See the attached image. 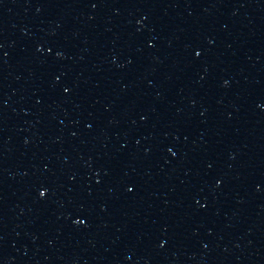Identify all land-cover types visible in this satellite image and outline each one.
Returning a JSON list of instances; mask_svg holds the SVG:
<instances>
[{
    "label": "water",
    "instance_id": "1",
    "mask_svg": "<svg viewBox=\"0 0 264 264\" xmlns=\"http://www.w3.org/2000/svg\"><path fill=\"white\" fill-rule=\"evenodd\" d=\"M130 264H264V0H87Z\"/></svg>",
    "mask_w": 264,
    "mask_h": 264
}]
</instances>
